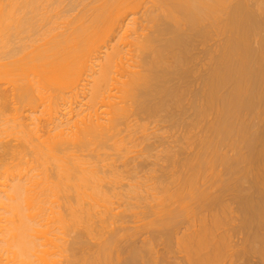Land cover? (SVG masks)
<instances>
[{"label":"bare ground","instance_id":"1","mask_svg":"<svg viewBox=\"0 0 264 264\" xmlns=\"http://www.w3.org/2000/svg\"><path fill=\"white\" fill-rule=\"evenodd\" d=\"M144 3L0 0V264H264V0Z\"/></svg>","mask_w":264,"mask_h":264},{"label":"rangeland","instance_id":"2","mask_svg":"<svg viewBox=\"0 0 264 264\" xmlns=\"http://www.w3.org/2000/svg\"><path fill=\"white\" fill-rule=\"evenodd\" d=\"M146 1H147L148 3L150 2V0H145V3H146ZM145 3H144V4H145ZM139 9H140V10L137 9L138 12L136 11V16L141 20V19L144 18L145 7H144V6H141V8H139ZM212 40H213V41H212ZM217 40H218V39L214 37V38L210 39V41H208V43L205 42V44H202V45L198 48L197 52H198V56H199V58H200V59H199V60H200V64L202 63V65H203V64H205V63L207 62L205 52H206V50H207L208 48H210V47H212V46L214 47V45H215V43H216ZM209 42H211L212 44L209 43ZM206 43H207V44H206ZM205 45H206V46H205ZM202 47H203V49H202ZM207 47H208V48H207ZM204 48H205L206 50H205ZM200 49H201V50H200ZM207 51H208V50H207ZM202 58H203V59H202ZM205 60H206V62H203V61H205ZM149 121H150V123L152 122L151 120H149ZM155 121H156V120H155ZM157 121H158V120H157ZM159 122H160V121H159ZM159 122H154L155 124L153 123L152 128L155 127L157 124H158L159 126L157 125V126L155 127V129H157V128L159 129V127L161 128V130L159 129V130H160V132H159L160 140L157 139V138H159V137H156V139L158 140V141H157L158 143H159V141H161L159 144L161 145L160 147H162V148H160V147L158 146V143H156V145H157L158 147L156 146L157 148H155L154 151L156 152V157H158L157 159H159L158 161H160L161 163L165 164V166H166V164H167L168 161L166 160V155H165V153L161 155V153H163L162 151H167L169 147H170V148L173 147V146H174V147H176V146L178 147V146H179L178 143L180 142V140L178 141V139H182L181 137H182L183 135H181V134L185 133L184 131L186 130V128H185L184 126H182V127H184V128L181 129V125H180V126H179L180 128L177 126L178 131H177V130H171L169 126H168L169 129H168V127L165 128L169 122H168V123L165 122V125H166V126H160V125H162L161 122H163V121L160 122L161 124H160ZM169 124H170V123H169ZM151 125H152V124H151ZM151 125H150V126H151ZM163 125H164V124H163ZM170 125H171V124H170ZM171 126H172V125H171ZM175 126H176V125H175ZM162 127H163V128H162ZM172 128L174 129V126H173ZM166 129H168V131H165ZM175 129H176V128H175ZM180 129H181L182 131H183L184 129H185V130L182 132ZM159 130H158V131H159ZM169 131H170V132H169ZM173 131H174V132H173ZM179 131H180V133H179ZM198 131H199V130L197 129L196 132H195V129H194V132H195V133H197ZM162 132H165V133L169 132V133H167V134L163 133L162 135H160V133H162ZM177 132H178V133H177ZM194 132H193V133H194ZM199 133H200V132H198V134H197L198 136H199ZM185 134H186V133H185ZM185 134H184V136H183V139H187V138H184V137H185ZM200 134H202V133H200ZM163 135H164V136H163ZM167 135H170L171 137H170V136L167 137ZM175 135H176V136H175ZM193 135H194V134H192V137H191L190 135H187V136L193 138V137H194ZM161 136H163V139H164L163 141H162V137H161ZM172 136H173V137H172ZM177 136H178V137L181 136V137L178 138ZM187 136H186V137H187ZM198 136H196V137H198ZM165 137H166V140H165ZM189 137H188V138H189ZM196 137H194V138H196ZM168 138H169V139H168ZM171 138H172V139H171ZM183 139H182V140H183ZM150 140H151V139H150ZM167 140H168V141L171 140L173 143H172L171 141H169V143H171V145H168V144H167V143H168ZM174 140H176L178 143H177L176 141L174 142ZM189 140H190V139H189ZM189 140L187 139L186 142H185V141H182V142H183V143L185 142V144L187 143V145H188ZM152 141H154V142H152ZM152 141H151V142L154 143V145H155V138H154V137L152 138ZM165 141H167V143H166ZM151 142H150V143H151ZM147 143H149V141H148ZM162 143H163V144H162ZM164 143H165V144H164ZM176 143H177V144H176ZM180 144H181V143H180ZM154 145H153V146H154ZM181 145H182V144H181ZM145 146H146V144H145ZM182 146H183V145H182ZM143 147H144V146H143ZM163 147H164V148H163ZM177 147H176V148H177ZM158 148H159V149H158ZM187 148H188V149H186L183 153L188 152V154H189V153H190V154H191V153H192V154H193V153L195 154V153L198 151L196 148H194V146L189 147V145H188ZM163 149H164V150H163ZM171 149H172V148H171ZM173 149H174V148H173ZM228 149H229V148H228ZM228 149H227V150L224 149V150H225L224 152H226V154H227L229 151H230V152H229V155H230L231 153H234V152H233L234 150L232 151V149H229V150H228ZM178 150H179V149H178ZM195 150H197V151L195 152ZM154 151H153L152 154H155ZM175 151H177V150H175ZM231 151H232V152H231ZM179 153H180V152H179ZM183 153H182V154H183ZM166 154H167V152H166ZM186 154H187V153H186ZM179 155H180V154H179ZM184 155H185V154H184ZM227 155H228V154H227ZM181 156H183V155H181ZM153 157H154V156H153ZM162 157H163V158H162ZM164 157H165V159H164ZM144 158H146V157H144ZM160 158H161V159H160ZM137 159H138V160H137ZM137 159H135V161L132 160V161H133V164H136V165H137L138 163H140V164L138 165V167H140L139 170H141V171L144 170L145 168H142V169H141V167H143L142 165H144V163L141 165V163H142L141 159H143V158L140 157V159H139V157H137ZM151 159H152V160H151V162H152V161H153V158H151ZM154 159H155V158H154ZM163 159H164L165 161H164ZM145 160H146V161H145ZM145 160H143V162H146V169L144 170V172H146V173H143V171H142L139 175L145 174L144 176H146L147 173L149 172V171H147L148 168L152 167V165L150 166V164H152V163H150V161L148 160V158L145 159ZM140 161H141V162H140ZM147 161H149L150 164H149ZM154 161L158 163L157 160H154ZM160 162H159V163H160ZM147 163H148V164H147ZM161 163H160V164H161ZM131 164H132V163H131ZM136 165H135V166L132 165V166L137 167ZM148 165H149V167H148ZM155 165H156V164H155ZM132 166H131V169L133 168ZM144 166H145V165H144ZM163 166H164V165H163ZM168 166H169V164H168ZM219 166H220V168H219ZM221 166H222L221 164H218V165H217V167H218L217 170H215L217 167L214 166V170L216 171V173L218 172L217 174H219L220 171L222 172V170L224 169L223 166H222V167H221ZM122 167H123V166H122ZM138 167H137V169H138ZM147 167H148V168H147ZM153 168H154V166H153ZM153 168H152V169H153ZM155 168H158V167L155 166ZM169 168H170V167H169ZM122 169H123V168H122ZM135 169H136V168H135ZM135 169H133V170H134V174H135ZM158 169H159V168H158ZM208 169H209V170H208ZM208 169L206 168V170H208V171L206 172V170H204V174H203V175L205 176V173H206V176H208V177H205V178L203 177V178H202L203 180L201 181V183H206L207 180H210V179H209L210 177H211V181H213L212 179H214V176L217 175L216 173H214L215 171L212 170L210 167H209ZM139 170H137V171H139ZM150 170H151V168H150ZM160 170H161V169H160ZM162 170L167 171V168H166V170H165V169H162ZM211 170H212V171H211ZM131 171H132V170H131ZM137 171H136V172H137ZM156 171H157V169H156ZM158 171H159V170H158ZM209 171L212 172V173H210ZM159 172H160V171H159ZM159 172H157V173H159ZM162 172H163V171H162ZM208 172H209V174H207ZM157 173L155 174V176L157 175ZM213 173H214V174H213ZM130 174H133V173L130 172ZM211 174L214 175V176H212ZM128 175H129V174H128ZM162 175H163V174H162ZM209 175H210V176H209ZM142 176H143V175H142ZM159 176H160V175H159ZM165 176H166V175H165ZM157 177H158V175H157ZM212 177H213V178H212ZM206 178H207V180H206ZM165 179H166V177H165ZM204 180H205L206 182H205ZM203 181H204V182H203ZM199 183H200V182H199ZM201 183H200L199 185H201V187H204V186H202ZM207 183H209V184H207ZM207 183H206L207 185H210V186L212 185V188L214 187V186H213L214 184H212V182H211V184H210V182H207ZM206 184H205V186L207 187ZM203 185H204V184H203ZM206 187H204V188H206ZM123 188H125V186H123ZM207 188H208V187H207ZM209 188H210V187H209ZM216 188H217V187H216ZM211 190H212V189H211ZM215 190H216V189H215ZM212 192H213V190H212ZM208 212H210V213H208L209 215L206 214L207 217H208V216H211V215H210L211 213H215L216 210H215V212H213V210L208 211ZM236 215H237V213H236ZM132 216H133V214H132ZM185 216H186V217H185ZM185 216H184V217L181 216V217H182V218L180 217L181 219L179 218V220H178L179 222H178V224H177V225H179V228L177 229L178 231L175 232V233H177V234H176V235H177V241L174 240L175 238L173 237L174 239H173L172 241H175V243L172 242V244L170 245V248H171V246H172V249H169V248H168V250H167V248H166V247H168V246H166V245H168V244L166 243V245H164L165 242H163V241H165V240H164L163 238H161L160 235L158 236L157 234H155V236H154V234H153L152 232H150V231H152V230H151L149 227L147 228V230L150 229V231L147 232L146 227H144L145 225L143 226V224H142L143 222H141V221H140V222H139V221H138V222L134 221L135 223L133 222V220H134L133 217H135V215L132 217L133 219H131L132 222H131L130 224H127V223H129V222H127L128 219L126 220L127 223H126V222H125V223H126L127 225H130V227H132V225H133V227L136 226V229L138 228V230H139V228H140V232H139V235H140V236H136L137 239H136V237L133 238V239H136L135 241H136L138 244H142L145 240H149V241L151 240V243H152V244L154 243V244H153V245H154V246H153V247H154V250H153V251H154V253H155L154 256H156V257L158 258V260H159V263H158V264H165V263H166V264H169V263L172 264V263L174 262L173 260H175V262H174L173 264L178 263L179 261H180V262H179L180 264H185V263L188 264V263L186 262L187 259H184V256L186 257V255H185L184 252H183L184 250H183L182 248L180 249V246H179L180 244H179L178 238H180L182 235H184L185 233H187V232L190 231V229H189V231H188L187 229L193 227L192 225H190V224H192L193 221H195V223H196V224L193 223L194 226H195V225H198V226H199L200 220H196V219H197V218L200 219V216H198V217H196V215H195V217H192V216H191V217H192L193 219H195V220L192 221V219H191V221L188 220V222L186 221L187 218H188V216H187V215H185ZM206 216H205V217H206ZM191 217H190V218H191ZM184 218H186V220H184ZM129 219H130V218H129ZM180 220H181V223H180ZM185 221H186L187 223H185ZM198 221H199V223H197ZM144 222H145V221H144ZM136 223H137V225H136ZM179 223H180V224H179ZM182 223H183V224H182ZM184 223H185V224H184ZM189 223H190V224H189ZM138 224H139V225H138ZM140 225H141V227L143 226L144 229H143V227L141 228ZM184 225H185V226H184ZM189 225H190L191 227H190ZM124 226H125V225H124ZM187 226H188V227H187ZM130 227L127 226V228H128V232L130 231ZM180 228H181V229H180ZM184 228H185V229H184ZM131 229H133V228H131ZM134 229H135V228H134ZM134 229H133L132 231H135V230H136V229H135V230H134ZM141 229H142V230H141ZM132 231H131V232H132ZM145 231H146V232H145ZM131 232H130V233H131ZM184 232H185V233H184ZM150 233H151V236L148 235V234H150ZM156 236H158L159 238H161V240H160L159 238H158V239H159V240H158ZM149 237H150L151 239H150ZM152 237H154V239H153ZM155 238H156V239H155ZM233 238H234V239L236 238L235 240H237L238 237L235 236V237H233ZM131 239H132V238H131ZM124 240H125V239H124ZM128 240H129V239H128ZM157 240H158V241H157ZM129 241H130V240H129ZM129 241H128V242H129ZM141 241H142V242H141ZM159 241H161V243H160ZM125 242H126V240H125ZM162 243H163V244H162ZM173 243H174L175 245H173ZM176 244H178V245H176ZM163 245H164V246H163ZM173 246H175V248H174ZM164 247H165V248H164ZM173 249H174V250H173ZM179 249H180V251H179ZM182 250H183V251H182ZM180 252H181V253L183 252V254H181ZM168 253H169V254H168ZM125 255H126V253L124 252V255H123V256H125ZM158 255H159V256H158ZM156 257H155V258H156ZM160 257H161V258H160ZM163 257L166 258V259H164L165 262L162 263V259H163ZM182 257H183V258H182ZM170 258H171V259H170ZM186 258H187V257H186ZM181 259H182V260H181ZM225 259H226V258H225ZM225 259H224V258L221 259L223 262L220 260L221 262H217V263L214 262V263H215V264H218V263H220V264H223V263H224V264H225V262L227 261V260H225ZM160 260H161V261H160ZM176 260H177V262H176ZM184 260H185V261H184ZM157 262H158V261H157ZM181 262H183V263H181ZM214 263H213V264H214ZM145 264H146V263H145Z\"/></svg>","mask_w":264,"mask_h":264}]
</instances>
